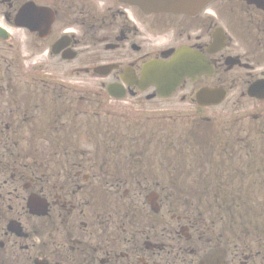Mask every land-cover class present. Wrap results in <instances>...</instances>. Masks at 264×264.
<instances>
[{"label": "flooded vegetation", "instance_id": "obj_1", "mask_svg": "<svg viewBox=\"0 0 264 264\" xmlns=\"http://www.w3.org/2000/svg\"><path fill=\"white\" fill-rule=\"evenodd\" d=\"M138 3L0 0V264H264V221L202 213L190 196L179 209L157 191L204 196L229 179L253 122L264 142V0ZM30 7L52 21L32 51L58 61L29 64L16 14ZM150 60L173 63L165 91L142 72ZM93 64L116 65L101 87L120 84L123 97L59 79ZM237 106L255 111L240 128Z\"/></svg>", "mask_w": 264, "mask_h": 264}, {"label": "rangeland", "instance_id": "obj_2", "mask_svg": "<svg viewBox=\"0 0 264 264\" xmlns=\"http://www.w3.org/2000/svg\"><path fill=\"white\" fill-rule=\"evenodd\" d=\"M259 156H260L259 151L257 149H255L253 152H249L248 154L241 153V154L237 155V160H246V159L258 160ZM251 175L254 176V173H252ZM247 176H248V174H244L241 176L240 179L246 180ZM175 186H176L177 190H179V191H181V189H184V191L189 190L187 188L185 189L187 184H176ZM247 187H248V185H238V193H244Z\"/></svg>", "mask_w": 264, "mask_h": 264}]
</instances>
